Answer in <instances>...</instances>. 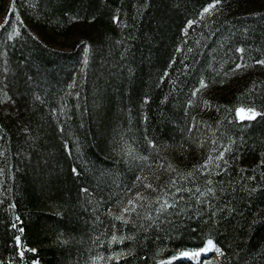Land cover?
Wrapping results in <instances>:
<instances>
[{"label":"trees","instance_id":"1","mask_svg":"<svg viewBox=\"0 0 264 264\" xmlns=\"http://www.w3.org/2000/svg\"><path fill=\"white\" fill-rule=\"evenodd\" d=\"M212 3L0 0V264H264V0Z\"/></svg>","mask_w":264,"mask_h":264},{"label":"snow or ice","instance_id":"2","mask_svg":"<svg viewBox=\"0 0 264 264\" xmlns=\"http://www.w3.org/2000/svg\"><path fill=\"white\" fill-rule=\"evenodd\" d=\"M220 2H221V0H213V3L212 4H210L208 7H205L203 9V13L201 15L203 16V14H210L211 13V10L214 9V8H216V6ZM14 4H15V0H13L12 12L15 11ZM114 19H117V21H118V18H114ZM8 22H9L8 21V18L6 17V19H5V25H7ZM192 23L193 22L190 21L189 22V25H191ZM3 27H4V25H0V28H3ZM240 51H243V49H241ZM257 63L264 64V60L257 61ZM236 67L239 68V67H241V65H237ZM201 87L202 88L203 87H206V85L203 82H201ZM195 94L196 93L194 92L193 95H195ZM235 112H236L237 117L240 120H255L258 116H261L262 115V112L261 111H257V110H255L254 108H251V107H249V108H243V107L236 108L235 109ZM153 147H155V145H153ZM225 151H228V149H225ZM217 159H221L222 160L223 159V153H221L217 157ZM210 160H211V158H210ZM210 160H209V162H210ZM204 167H207V164H205ZM74 171H75V169H74ZM189 175H191V173ZM147 187H151V185L149 184V185H147ZM197 191H199V189H197ZM209 191H211V189H209ZM129 203H131V201ZM170 206L171 205H168L167 203H165L164 205H162L163 208L170 207ZM128 211H135V207H132L131 209H128V208H125L124 209V212H128ZM117 219L124 220V217H123V215H121V216L117 217ZM17 220H19V217H17ZM124 222L127 223L126 220ZM13 227H16V225L14 224ZM18 230L20 232H23V228H20ZM15 240H16L17 245L19 246L20 245V236H16L15 237ZM113 240H116V237H113ZM215 247H216V245L214 244L213 240L212 239H208L206 241V245L204 247H202V248H200V249H198L196 251H192V252L185 251V252H182L180 255L182 257H193V258L201 257L202 254L211 251ZM31 251L35 252L34 249H32ZM217 251H219V249H217ZM18 254H19V256L21 258H23L24 255H25V250L24 249H21ZM201 264H203V261H201Z\"/></svg>","mask_w":264,"mask_h":264},{"label":"rangeland","instance_id":"3","mask_svg":"<svg viewBox=\"0 0 264 264\" xmlns=\"http://www.w3.org/2000/svg\"><path fill=\"white\" fill-rule=\"evenodd\" d=\"M11 0H6L7 3H10ZM4 21V14H0V25L3 23ZM12 104L9 100H7L5 102V105L3 106V110H7V109H12ZM237 116V115H236ZM182 153H186V151L184 149H164L162 150V154L171 159V160H176L179 158V155ZM145 175H148L147 173H145ZM144 177V175H143ZM144 183V182H143ZM140 187H142V183L138 182L135 184L134 188L131 190V192L127 195L125 201L123 202V208H130L137 196L139 195V191H140ZM131 201V203H129ZM220 253L217 251V249L215 248L214 251L211 254V257L214 258H219ZM91 264H93V262H91Z\"/></svg>","mask_w":264,"mask_h":264},{"label":"water","instance_id":"4","mask_svg":"<svg viewBox=\"0 0 264 264\" xmlns=\"http://www.w3.org/2000/svg\"><path fill=\"white\" fill-rule=\"evenodd\" d=\"M211 257V254H203L201 257H199L198 262L197 263H193L192 260L186 258V257H182L181 255H178L172 259H170L168 262L170 264H179V263H193V264H201V261H204L208 258Z\"/></svg>","mask_w":264,"mask_h":264},{"label":"bare ground","instance_id":"5","mask_svg":"<svg viewBox=\"0 0 264 264\" xmlns=\"http://www.w3.org/2000/svg\"><path fill=\"white\" fill-rule=\"evenodd\" d=\"M215 248H213L211 251L207 252V253H204V254H208V253H212L214 251ZM203 255V254H202ZM190 260H192L194 263H196L199 259V257H196V258H193V257H186Z\"/></svg>","mask_w":264,"mask_h":264}]
</instances>
